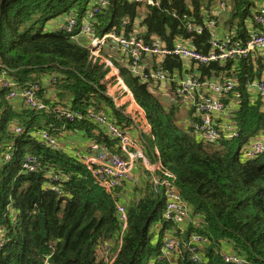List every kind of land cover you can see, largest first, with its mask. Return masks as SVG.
Returning <instances> with one entry per match:
<instances>
[{
  "label": "trees",
  "instance_id": "trees-1",
  "mask_svg": "<svg viewBox=\"0 0 264 264\" xmlns=\"http://www.w3.org/2000/svg\"><path fill=\"white\" fill-rule=\"evenodd\" d=\"M153 1L0 0V78L14 80L21 90L38 84V96L51 105L50 110L29 108L21 98L10 99V89L0 81V264H238L227 257L264 264V154L252 158L243 150L252 138L264 137V99L248 88L264 78V49L209 64L188 65L174 55L163 61L144 56L151 63L141 62L147 72L161 63L171 76L177 71L198 73L201 79H234L236 86L222 97L225 110L216 122L238 135L222 133L214 143L197 137L196 105H186L185 96L170 100L175 82L165 101L150 86L155 80L134 74L121 49L110 48V39L102 50L145 110L163 171L176 177L188 213L183 226L163 217L166 198L154 188V173L141 160L135 169L138 181L112 195L72 151L53 149L40 139L41 131L48 130L66 145L68 134L83 131L114 149L117 141L99 125L89 119L69 121L53 110L58 106L84 111L91 104L104 105L109 118L132 128L103 93L108 70L63 29L72 16L78 28L83 18L92 19L99 35L115 31L145 42L158 39L168 48L182 42L208 52L211 31L190 32L189 22L216 17L223 40L246 44L259 28L257 16L264 13L259 0ZM222 1L226 6L217 17ZM53 20L58 23L51 27ZM145 152L156 160L152 149L145 147ZM31 155L40 162L34 171L24 168ZM119 203L127 208L123 233ZM196 236L201 240L195 241ZM168 237L179 239L177 248H166Z\"/></svg>",
  "mask_w": 264,
  "mask_h": 264
},
{
  "label": "built area",
  "instance_id": "built-area-1",
  "mask_svg": "<svg viewBox=\"0 0 264 264\" xmlns=\"http://www.w3.org/2000/svg\"><path fill=\"white\" fill-rule=\"evenodd\" d=\"M148 3L154 4L155 2L148 0ZM225 6L226 2L222 1L221 7L217 10L215 16L218 17ZM97 10L98 8L94 9L95 12ZM257 23L259 28L254 30L252 37L246 44H235L229 42V39H226L227 41L222 39L221 29L216 26V17H206L202 24L189 22L187 29L190 32L203 33L204 29L211 31L210 49L208 52H204L182 42L168 48L158 39L145 42L137 35L126 37L118 35L115 31L99 35L92 19L83 18L82 26L78 28V21L72 16L69 22L63 26V29L70 33L73 42L82 44L90 50V59L94 62L99 60L104 65V69L108 70L105 77L109 79L108 76L110 75L113 78V83L105 84L103 93L113 101L116 109L132 122L130 126L132 128L124 129L116 121L109 118L104 105L98 107L91 104L84 111H72L58 106L54 107L53 110L69 121L89 119L95 122L106 134L117 141L113 147L117 150L112 149L105 142L86 137L83 131H78L86 138V143L81 148L77 144H73L71 147L62 145L58 138L48 130L41 131L39 134L40 139L43 144L53 149H69L72 151L90 171L95 182L112 195L115 194L118 187H124L125 184L131 185L138 181L135 169L137 161L141 160L142 165L154 173L152 176L154 188L161 191L166 198L163 217L167 219L173 217L179 224L185 225V222L188 221L185 202L177 189L176 177L162 169L159 152L154 144L153 130L146 112L137 103L131 89L121 75L120 68L110 58L102 54V50L108 39H110L114 43L110 48L121 49L123 61L130 63L134 74L141 75L145 81H150V78H153L155 81L151 82L150 86L160 93L166 91L168 94L175 82L176 90L172 94L170 93V100L173 101L175 96H185L186 105H196L197 113L200 115V122L195 125L197 137L199 140L214 143L222 133L226 137L238 135L235 131H228L227 126L224 127L225 125L221 128L216 122L218 115L225 110L222 97L231 93L236 86L234 79H201L198 73L189 74L185 72L184 75H181L177 71L171 76L162 68L161 63L155 69L151 68V71L147 72L141 62L146 66H151V63L144 58L145 55L148 57L159 56L161 61L165 56L174 55L183 59L186 63L198 61L204 64H209L211 61L223 62L227 59L247 58L255 50L264 49V13L257 16ZM76 30L77 33L72 34ZM2 76L0 81L4 88L10 89V99L21 98L24 105L36 110L51 109V105L46 103L45 98L38 96V90L40 89L38 84L30 85L21 90L18 88L17 82ZM248 88L250 92L260 95L264 99V78L253 80L249 83ZM122 92L126 96L121 98ZM197 98L199 102L196 101ZM225 124L228 125V123ZM21 130V127L16 128L17 132ZM145 147L152 149L157 155L155 161L152 162L146 155ZM243 150L252 158L264 154V137L252 138ZM39 166L40 162L36 156L31 155L24 161V168L29 171H34ZM55 179H58V177ZM54 189L59 192L58 187H54ZM117 207L120 219L123 222V233L127 226V208L122 203H119ZM166 240L165 246L169 250H173L179 245V239L177 238L168 237ZM194 240L199 241L201 238L196 236ZM228 258L238 264H244L236 257Z\"/></svg>",
  "mask_w": 264,
  "mask_h": 264
},
{
  "label": "rangeland",
  "instance_id": "rangeland-1",
  "mask_svg": "<svg viewBox=\"0 0 264 264\" xmlns=\"http://www.w3.org/2000/svg\"><path fill=\"white\" fill-rule=\"evenodd\" d=\"M59 18H61V17H59ZM59 18H58V19H59ZM56 20H57V19H56ZM57 23H58V22H56L55 20L49 22V24H50L51 27H52L53 25H56ZM220 25L222 26L223 29L227 28V27L224 26L223 21H221ZM108 32H109V31H108ZM106 33H107V32H106ZM108 78H109V79H107V78L105 79V84H109V82H112V83H113V78H112L110 75L108 76ZM157 93L160 95V97H163L165 101L168 100L169 95H168L167 93H159L158 91H157ZM124 96H126V94L122 92V96H121V98L124 97ZM181 114L183 115L184 118H186V117L188 116V115H187V110H185V109L181 110ZM73 136L75 137L76 140H78V138H79V133L76 132V133L73 134ZM150 145H152V144H150ZM152 146H153V145H152ZM146 155L148 156L147 153H146ZM154 240H156V238H154Z\"/></svg>",
  "mask_w": 264,
  "mask_h": 264
},
{
  "label": "crops",
  "instance_id": "crops-1",
  "mask_svg": "<svg viewBox=\"0 0 264 264\" xmlns=\"http://www.w3.org/2000/svg\"><path fill=\"white\" fill-rule=\"evenodd\" d=\"M258 7L260 9H264V2L259 0L258 1ZM83 136L84 135L79 133V138H78V140H76L75 137L73 136V134H71V135L68 134V138L65 139V143L69 147H71L73 144H77L78 147L81 148L86 143V138Z\"/></svg>",
  "mask_w": 264,
  "mask_h": 264
}]
</instances>
